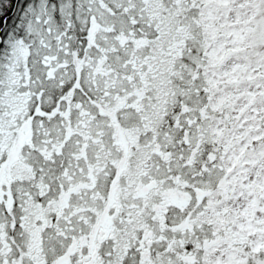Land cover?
<instances>
[{
    "label": "snow or ice",
    "instance_id": "1",
    "mask_svg": "<svg viewBox=\"0 0 264 264\" xmlns=\"http://www.w3.org/2000/svg\"><path fill=\"white\" fill-rule=\"evenodd\" d=\"M0 264H264V0H0Z\"/></svg>",
    "mask_w": 264,
    "mask_h": 264
}]
</instances>
